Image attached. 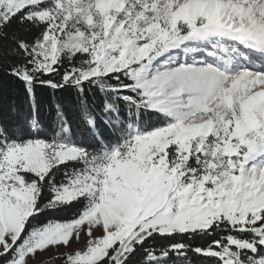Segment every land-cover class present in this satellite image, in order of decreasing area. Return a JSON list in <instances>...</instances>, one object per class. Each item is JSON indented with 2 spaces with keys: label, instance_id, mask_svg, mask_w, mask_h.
Instances as JSON below:
<instances>
[{
  "label": "snow or ice",
  "instance_id": "obj_1",
  "mask_svg": "<svg viewBox=\"0 0 264 264\" xmlns=\"http://www.w3.org/2000/svg\"><path fill=\"white\" fill-rule=\"evenodd\" d=\"M0 264H264V0H0Z\"/></svg>",
  "mask_w": 264,
  "mask_h": 264
}]
</instances>
